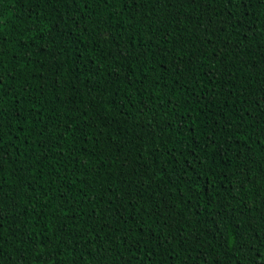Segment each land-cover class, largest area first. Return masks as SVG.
Returning <instances> with one entry per match:
<instances>
[{"label":"trees","instance_id":"obj_1","mask_svg":"<svg viewBox=\"0 0 264 264\" xmlns=\"http://www.w3.org/2000/svg\"><path fill=\"white\" fill-rule=\"evenodd\" d=\"M0 264H264V0H0Z\"/></svg>","mask_w":264,"mask_h":264}]
</instances>
